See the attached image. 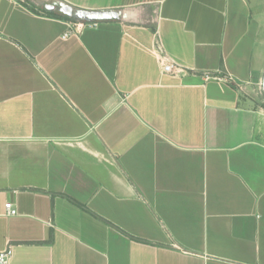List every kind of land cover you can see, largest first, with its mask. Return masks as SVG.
I'll return each instance as SVG.
<instances>
[{
    "label": "crops",
    "instance_id": "0c3cea01",
    "mask_svg": "<svg viewBox=\"0 0 264 264\" xmlns=\"http://www.w3.org/2000/svg\"><path fill=\"white\" fill-rule=\"evenodd\" d=\"M259 17L264 0H0L10 262L264 264Z\"/></svg>",
    "mask_w": 264,
    "mask_h": 264
},
{
    "label": "water",
    "instance_id": "95a60500",
    "mask_svg": "<svg viewBox=\"0 0 264 264\" xmlns=\"http://www.w3.org/2000/svg\"><path fill=\"white\" fill-rule=\"evenodd\" d=\"M46 9L54 10L57 8L60 12L65 15H68L72 19L76 21H85V22H95V21H102L108 19H115L120 16L118 11L114 10H82V9H74L68 5H58L55 6L53 4H46ZM261 89L264 93V74L261 80Z\"/></svg>",
    "mask_w": 264,
    "mask_h": 264
},
{
    "label": "built area",
    "instance_id": "2783aa9c",
    "mask_svg": "<svg viewBox=\"0 0 264 264\" xmlns=\"http://www.w3.org/2000/svg\"><path fill=\"white\" fill-rule=\"evenodd\" d=\"M69 33H71V31H66L64 33V36H67ZM160 61L162 64L163 72L177 74L179 73L180 69L182 70V68H180L178 65H175L167 61L166 56L164 55H161ZM259 88L261 89V83H259ZM6 210H7V213L10 215L16 213L15 209L11 208L9 204L6 205ZM0 264H14L10 262V250L9 249L0 250Z\"/></svg>",
    "mask_w": 264,
    "mask_h": 264
},
{
    "label": "trees",
    "instance_id": "16d2710c",
    "mask_svg": "<svg viewBox=\"0 0 264 264\" xmlns=\"http://www.w3.org/2000/svg\"><path fill=\"white\" fill-rule=\"evenodd\" d=\"M31 9H34L33 7H31ZM42 10H44L46 13H49L51 15H54V16H57V17H60V18H63V19H66V20H74L72 19L71 17H69L68 15H65V14H56L54 13L52 10H48L46 8H42Z\"/></svg>",
    "mask_w": 264,
    "mask_h": 264
},
{
    "label": "rangeland",
    "instance_id": "374dc122",
    "mask_svg": "<svg viewBox=\"0 0 264 264\" xmlns=\"http://www.w3.org/2000/svg\"><path fill=\"white\" fill-rule=\"evenodd\" d=\"M262 21H264V18L262 19L261 17H259ZM257 91H259V93L261 94V95H263L262 97H264V93L262 92V89H260L259 88V86H258V88H257Z\"/></svg>",
    "mask_w": 264,
    "mask_h": 264
}]
</instances>
